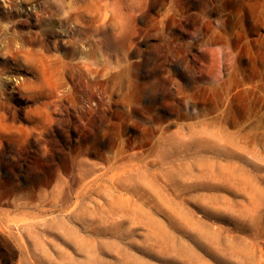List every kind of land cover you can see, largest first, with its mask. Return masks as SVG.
<instances>
[{
    "label": "rangeland",
    "instance_id": "obj_1",
    "mask_svg": "<svg viewBox=\"0 0 264 264\" xmlns=\"http://www.w3.org/2000/svg\"><path fill=\"white\" fill-rule=\"evenodd\" d=\"M0 264H264V0H0Z\"/></svg>",
    "mask_w": 264,
    "mask_h": 264
}]
</instances>
